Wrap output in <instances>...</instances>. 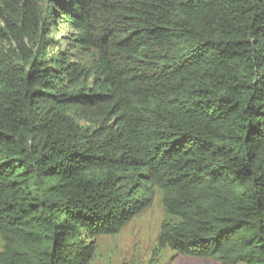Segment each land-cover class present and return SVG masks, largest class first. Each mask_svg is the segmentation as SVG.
<instances>
[{
  "label": "trees",
  "instance_id": "16d2710c",
  "mask_svg": "<svg viewBox=\"0 0 264 264\" xmlns=\"http://www.w3.org/2000/svg\"><path fill=\"white\" fill-rule=\"evenodd\" d=\"M154 187L159 246L264 264V0H0V264H88Z\"/></svg>",
  "mask_w": 264,
  "mask_h": 264
},
{
  "label": "rangeland",
  "instance_id": "374dc122",
  "mask_svg": "<svg viewBox=\"0 0 264 264\" xmlns=\"http://www.w3.org/2000/svg\"><path fill=\"white\" fill-rule=\"evenodd\" d=\"M61 26L57 37L68 35ZM63 49L66 45L63 44ZM170 220L161 203V193L153 188L152 200L121 229L112 235L95 237L94 251L88 264H220L215 258L181 255L167 246H159L157 236L163 222ZM0 237V248H1ZM242 264V263H240Z\"/></svg>",
  "mask_w": 264,
  "mask_h": 264
}]
</instances>
